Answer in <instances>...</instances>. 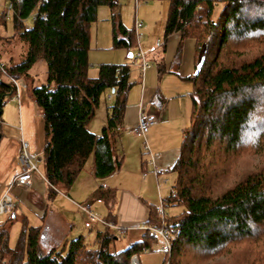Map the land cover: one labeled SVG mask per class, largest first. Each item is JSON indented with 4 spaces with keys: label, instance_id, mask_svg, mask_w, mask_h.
Wrapping results in <instances>:
<instances>
[{
    "label": "trees",
    "instance_id": "1",
    "mask_svg": "<svg viewBox=\"0 0 264 264\" xmlns=\"http://www.w3.org/2000/svg\"><path fill=\"white\" fill-rule=\"evenodd\" d=\"M166 2L164 37L179 32L181 40L193 39L195 68L186 79L192 84L190 116L170 169L175 180L162 200L163 215L148 205L144 225L167 234L162 264H264V0ZM5 3L12 7L14 34L0 41L8 46L18 41L25 50L19 62L0 64V126L6 101L16 95L13 81L44 62L46 83L31 81L26 91L43 118L41 163L48 191L72 187L90 158L95 179L117 173L122 156L114 145L133 86L131 70L128 64L102 63L96 77L88 71L90 27L100 6L110 9L113 48L127 55L137 48L135 29H127L115 12L117 0ZM30 17L32 25L25 27ZM6 19V12L0 14V25ZM180 51L181 44L176 56ZM106 91V124L94 135L87 125ZM164 101L156 90L150 105L161 110ZM102 188L98 199L107 209L102 219L115 225V193ZM12 212L0 223V264H130L133 255L151 252L158 242L143 230L138 240L116 251V234L102 225L93 249L79 236L45 253L41 226L24 217L11 247Z\"/></svg>",
    "mask_w": 264,
    "mask_h": 264
},
{
    "label": "crops",
    "instance_id": "2",
    "mask_svg": "<svg viewBox=\"0 0 264 264\" xmlns=\"http://www.w3.org/2000/svg\"><path fill=\"white\" fill-rule=\"evenodd\" d=\"M117 11L119 12L117 13L119 19H121L120 8ZM108 12L110 18L109 8ZM109 18L107 21L110 23ZM109 25L106 38L109 36V47L111 48V23ZM140 25L144 26V24ZM145 36L148 37L147 41L143 43L139 39L136 43L146 53L147 60L155 62L156 80L154 78L155 83L150 81L145 84L143 77V82L141 81L140 89L136 95L138 100L137 97L128 99L122 131L114 145L117 155L122 156V166L117 173L105 180L99 181L94 178L92 159L90 158L74 185L67 190L57 191L56 194L52 195L48 191L43 172L39 171L30 175L29 184L25 186L14 184L13 178L20 173L21 169L18 161L21 144L24 142L28 145V150L32 156L41 155L44 141L43 118L36 104L27 94L26 86L18 81L16 95L8 98L11 102L9 108L6 104L3 107L0 148L2 142L5 144L0 151V197L3 193H9L12 189L18 188L31 194V201L34 203L29 207L30 209L33 206L36 208L37 202L42 200V209L40 207V209L31 211L38 221L34 225H40L42 228L40 240L44 236L52 247L67 242L66 238L74 228V225L64 215L66 212L72 215L71 210L64 206L65 201L74 206L82 202L87 204V197L92 194L91 198L93 197L94 200L90 199L92 200L88 203L90 207L93 203L101 205L103 203H97L96 199L98 198L99 187L105 185L107 188H102V190H110L115 193L114 213L112 212V214L118 228L126 231L124 233L126 236L130 233L134 234L135 230L140 231L139 228L144 225L148 218V205L158 207L157 205L170 193L175 180V175L170 172V169L178 157L182 130L187 127L190 116V104L188 107L183 101L185 96L181 95L180 89L183 86L187 90L185 85L189 81L186 79L194 73L196 46L193 39L181 40L179 32H172L164 37V28L163 42H160V37L154 40L150 38L148 31ZM3 37L6 36L0 33V38ZM106 38L104 36V39ZM179 44H181L182 53L180 60L175 62L174 56H176ZM8 47L0 41V64L13 61L12 58L8 59ZM121 52L124 53L120 54ZM116 53L117 56L120 54L121 58L124 55L129 59L131 58L130 54L127 55L123 50ZM1 55H5L7 62L3 61ZM13 63L15 62L13 61ZM125 63H117V65ZM156 90L165 100L161 110L150 105ZM190 92L187 94L189 95ZM7 109L8 116H5L4 111ZM140 113L151 114L157 118L156 124L149 129L146 135L148 151L143 149V140L132 133V128L135 126ZM14 114L17 116V122L16 119L10 117ZM154 171L157 172L156 175ZM15 208L16 206L12 204V209ZM105 214L107 215V212ZM105 214L101 218H104ZM4 218L5 216H0V223ZM128 230H131L129 234H127ZM139 236L136 234L133 237L129 236L127 242H134L138 240Z\"/></svg>",
    "mask_w": 264,
    "mask_h": 264
},
{
    "label": "rangeland",
    "instance_id": "3",
    "mask_svg": "<svg viewBox=\"0 0 264 264\" xmlns=\"http://www.w3.org/2000/svg\"><path fill=\"white\" fill-rule=\"evenodd\" d=\"M117 2H118L117 9L120 8V15H121L120 21L125 27H127L128 29H132L134 27V23H135L134 21L140 24H144L143 27L142 25H140V27H138L137 30L135 31L136 35H138L137 40L141 39V42L143 41V43L147 41L148 37L145 36V33L148 31L150 33V38L154 40L160 37V42H163V28H164V22H165V18L167 14L166 0H117ZM117 9H116V13H119ZM5 11H6L5 0H0V14L4 13ZM104 13L106 14L104 15ZM108 18H109L108 8L106 6L98 7L96 21L93 22L90 27V50L88 52L89 75L90 77L92 76L96 77L98 73V66L102 63L117 64V63L126 62L125 64H128L130 67L131 81L133 82V86L130 89L129 94H128V99H130V97L136 98L137 97L136 95L140 89V83H141L140 69L139 67H137L136 64L133 63L132 59H129L127 56L124 55L121 58L120 54H123L124 52H121L117 56L116 52L122 49H115L113 48V46L111 48L109 47L110 45L109 36H107L106 38V33L110 26L109 21H107ZM118 18H119V15H118ZM32 19L33 17H30L29 19L26 20L25 24L28 27L32 25ZM117 22L118 20L116 19V23ZM0 33L1 35L6 36V37L12 36L14 34L12 21H11V14L7 15L5 25H0ZM104 36L106 39H104ZM6 46H8V44H6ZM24 50H25L24 44H21L20 42L15 41L14 43L10 44L8 47V51H9L8 59L12 58L15 63L19 62V60L21 59L20 55L21 53L24 52ZM135 51L136 49L133 50L132 53H135ZM181 53L182 51L179 53V56H174L175 62H178L180 60ZM247 54H251V53H247ZM1 57L4 59L3 61H6L5 55L4 56L1 55ZM154 64H155L154 61H148V66L145 70V75H144L145 84H148L150 81L155 83L156 67ZM31 81L33 83V86H40L46 83V65L44 62L40 61L36 63L30 71V76L20 79L18 82L26 86V85H30ZM185 86H187V90L183 86H181L180 93L181 95L185 96V99L183 101L189 107L190 100H189V95L187 93H189V91L192 90L191 83L187 82ZM27 94L30 97L29 92ZM107 94L108 92L106 91L101 96L100 104L95 111L94 117L87 125L88 130L94 135H99L101 128L106 124L105 103L106 101H108ZM137 100H138V97H137ZM6 102H7L6 106H8L9 108L11 102H9V100H7ZM4 112L6 114L5 116H8L7 114L8 109ZM10 117H13L14 119H16V122H17V116L15 114ZM4 144L5 142L1 143L0 151L4 147ZM33 157H35V159L38 158L36 161V166H37L36 171H39L42 173L43 169H42V163H41V155L33 156ZM8 195L11 198L12 204L16 206V208L12 212L13 216H16L15 223L11 226L10 233H9V245L13 247L17 239L19 227L21 224L20 220L22 218L25 217L33 224L38 223L32 211L33 209H40V207L42 209V200H39L37 202L38 206L36 205V208L35 206H33V208L30 209L29 207L33 205L34 201H31L32 199L31 194H29L27 191L14 188L8 193ZM91 196L93 195L92 194L88 195L87 204L92 201L90 200V199H93V197L91 198ZM85 204L84 202H82L74 206V205H70V203L65 201L64 206L69 208V210H71L72 215H70L67 212L64 215L66 219L71 224L74 225V228H72L73 231L69 233V236L66 238V241L67 243H69L72 239L82 236L84 238V242L86 246L90 249H93L97 247L96 239H95L96 232L103 231L104 228L97 221L90 220L89 212H83L80 209V207L84 206ZM90 211L94 212L99 218H101L103 217L105 212H107V209L104 204L98 205L96 203H93L92 207H90ZM165 213L170 214L171 211L165 210ZM8 215L9 214L3 215V216H5L6 218ZM114 222H115V219H114ZM115 226L118 227L116 222H115ZM109 231L114 232L116 234L117 239L115 240L113 244V249H115L116 251L124 249L128 246L129 243L127 242V240L129 236L133 237L134 234L139 236V234L141 233V231L135 230L134 231L135 233L131 234L130 233L131 230H128L127 234L129 233L130 234L125 236L123 232L120 233L118 230L115 231L113 229H109ZM162 246H163V241L159 238L157 244L153 246V249L151 252H143L141 254H138L137 256L138 264H162L164 260V256H165L164 253L160 250ZM40 247L46 253L47 251L51 249L52 245L43 236L42 239L40 240Z\"/></svg>",
    "mask_w": 264,
    "mask_h": 264
},
{
    "label": "built area",
    "instance_id": "4",
    "mask_svg": "<svg viewBox=\"0 0 264 264\" xmlns=\"http://www.w3.org/2000/svg\"><path fill=\"white\" fill-rule=\"evenodd\" d=\"M6 17L8 13L12 12V7L11 5H6ZM42 18L44 16H41ZM25 23V22H24ZM140 26L139 23L135 21L134 23V29L135 31L137 28ZM25 27H28L25 24ZM138 36V35H137ZM132 61L134 64H137L139 69H140V76H141V81L143 82V77H144V71L148 66V61L146 58V53L140 48L139 44H137V48L135 53L131 56ZM15 89L17 90V81H13ZM157 118L154 115L151 114H146V113H140L135 126L132 128V133L134 136L140 138L144 142L143 149L144 151H148V146L146 144V135L149 131V129L156 124ZM18 161L20 164V173L16 175L13 178V183L16 185L20 186H25L29 184L30 182V175L37 170L36 166V161L35 157H33L29 150H28V145L26 143H22L20 146V153L18 156ZM154 174L156 175L157 172L154 171ZM103 188H107L105 185L102 186ZM97 203H101V201L97 198L96 199ZM80 209L83 212H89V217L91 221H97L99 224L113 230H118L120 229L116 227L114 224L111 222H106L102 218H99L94 212L90 211V205L85 204L84 206L80 207ZM12 210V201L10 196L8 195L7 192L3 193L2 196L0 197V216L8 214ZM157 211L160 214V216L163 215V205L162 202L159 203L157 207ZM140 231L143 230H148L150 231L154 236H156L158 239L160 238L163 241V246L161 247V251L164 253L165 251L168 250V241H167V234L163 228H155L152 226H145L142 225L139 228ZM130 264H138V259L136 255H133L130 260Z\"/></svg>",
    "mask_w": 264,
    "mask_h": 264
},
{
    "label": "water",
    "instance_id": "5",
    "mask_svg": "<svg viewBox=\"0 0 264 264\" xmlns=\"http://www.w3.org/2000/svg\"><path fill=\"white\" fill-rule=\"evenodd\" d=\"M132 55L130 54V57H131ZM201 61H202V58H201V56H199L198 57V61H197V64H196V71H197V69L199 68V66H200V64H201ZM195 71V72H196Z\"/></svg>",
    "mask_w": 264,
    "mask_h": 264
}]
</instances>
